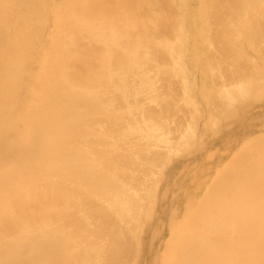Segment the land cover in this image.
<instances>
[{"label":"bare ground","instance_id":"obj_1","mask_svg":"<svg viewBox=\"0 0 264 264\" xmlns=\"http://www.w3.org/2000/svg\"><path fill=\"white\" fill-rule=\"evenodd\" d=\"M0 264H264V0H0Z\"/></svg>","mask_w":264,"mask_h":264}]
</instances>
